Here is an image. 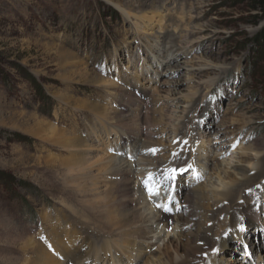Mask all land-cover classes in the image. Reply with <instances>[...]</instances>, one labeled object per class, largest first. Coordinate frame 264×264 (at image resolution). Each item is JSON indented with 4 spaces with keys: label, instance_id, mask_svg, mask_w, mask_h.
<instances>
[{
    "label": "rangeland",
    "instance_id": "obj_1",
    "mask_svg": "<svg viewBox=\"0 0 264 264\" xmlns=\"http://www.w3.org/2000/svg\"><path fill=\"white\" fill-rule=\"evenodd\" d=\"M257 6L255 0H0V264H26L32 257L23 252L26 239L46 244L43 217L71 214L59 178L38 159L46 154L42 141L28 134L33 117L84 133L81 110L59 94L78 103L105 100L123 111L125 91L158 102L154 156L164 160L204 147L198 162H177V189L176 183L154 188L149 174L147 188L135 195L145 198L150 218L162 210L170 218L168 228L147 236L156 244L152 251L179 238L175 218L185 192L202 185L212 205L217 174L230 175L237 182L228 200H236L208 225L214 248L191 263L208 264L212 255L216 264H264V18ZM85 70L111 82L125 106L87 83ZM171 128L178 129L174 136ZM102 133L111 145L102 151L94 139L93 155L107 153L116 166L128 165L138 181L146 176L145 157L131 156L121 142L126 136ZM143 139L133 146L141 149ZM148 250L133 264L145 262Z\"/></svg>",
    "mask_w": 264,
    "mask_h": 264
},
{
    "label": "bare ground",
    "instance_id": "obj_2",
    "mask_svg": "<svg viewBox=\"0 0 264 264\" xmlns=\"http://www.w3.org/2000/svg\"><path fill=\"white\" fill-rule=\"evenodd\" d=\"M148 12L149 9L144 13ZM152 18L154 17L142 16L140 19L150 21ZM82 76L87 83L105 88L111 93L115 103L125 106L122 105L125 104L124 100L122 102L111 82L96 77L87 70ZM131 93L124 92V97H129V102L126 100L129 107L127 106L125 111L109 108L112 103L98 98L93 102L81 101V104L67 93L59 94L60 101L66 106L81 110L87 122L83 125L84 133L73 124L70 130H65L33 117V128H30L28 134L42 141L40 146L46 149V154L38 159L43 160L48 172L54 173L52 179L59 178L61 190L69 197V200L65 201L69 202L68 206L63 204L71 214L67 211L60 214L61 212L57 211L52 219L43 217L46 244L36 243L35 239H26L23 252L31 253L32 256L25 260L26 264H133L134 261H142L147 249L149 255L142 264H192L197 258L207 256L216 245L214 237L210 236L211 228H208V225L215 224L220 215L236 200L235 197L228 200L237 182L230 175L222 177L217 174V188H212L211 191L216 201H213L212 205L207 202L208 198L202 185L188 190L185 195L183 193V203L180 201L178 204L183 207L179 211L178 219L175 218L181 229L179 238L166 242L163 240L161 246L158 245L156 250L152 251L156 244L151 245L147 236L159 226L168 228L170 218L163 210L155 218H150L144 211L145 198H135V195L139 189L147 188L146 178L149 174L153 187H167L169 184L175 186L176 183L177 189L181 182L174 177L177 162H198L204 147L199 150L189 149L186 154L184 152L164 160L154 156L151 148L158 145L153 139V129L162 123L160 117H155L158 102L151 95L145 98L142 94L138 98ZM187 101L185 104H188ZM86 112L90 115L89 118ZM100 130L104 132L102 134L105 137L109 136L112 130L126 136V140L121 139V142L128 147L131 156L140 151L145 157L144 163L149 167L146 176L138 181L139 172H133L128 165L116 166L115 159L108 157L107 153L100 157L93 155L91 149L94 139L101 142V145L95 147L102 151L111 145L103 141ZM177 130L171 128L170 132L174 136ZM142 137L146 140L143 139V146L138 150L133 144ZM223 145L225 144L221 146ZM254 147L255 150L261 149L257 145ZM252 161L254 160L251 159ZM238 169L236 171L241 175L246 172V169ZM175 194L174 198L177 196ZM76 223L80 228L73 226ZM192 227L195 231H192ZM225 246L226 243H223L220 248L224 249ZM215 260L209 255L207 262L216 264Z\"/></svg>",
    "mask_w": 264,
    "mask_h": 264
},
{
    "label": "trees",
    "instance_id": "obj_3",
    "mask_svg": "<svg viewBox=\"0 0 264 264\" xmlns=\"http://www.w3.org/2000/svg\"><path fill=\"white\" fill-rule=\"evenodd\" d=\"M255 2L258 5L257 7L259 8L258 11H259L261 18H264V0H255ZM262 36L264 38V33L262 34Z\"/></svg>",
    "mask_w": 264,
    "mask_h": 264
},
{
    "label": "snow or ice",
    "instance_id": "obj_4",
    "mask_svg": "<svg viewBox=\"0 0 264 264\" xmlns=\"http://www.w3.org/2000/svg\"><path fill=\"white\" fill-rule=\"evenodd\" d=\"M174 171H175V170H174ZM177 179H180V177H177ZM148 191H149V193L151 194L152 189L149 188ZM239 230H240V231H244L245 229H244L243 227H241Z\"/></svg>",
    "mask_w": 264,
    "mask_h": 264
}]
</instances>
